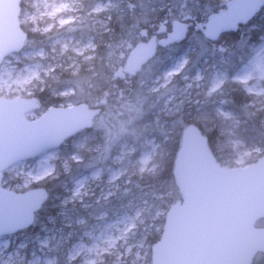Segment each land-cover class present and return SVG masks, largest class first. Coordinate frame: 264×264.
Returning a JSON list of instances; mask_svg holds the SVG:
<instances>
[{"label": "trees", "instance_id": "1", "mask_svg": "<svg viewBox=\"0 0 264 264\" xmlns=\"http://www.w3.org/2000/svg\"><path fill=\"white\" fill-rule=\"evenodd\" d=\"M27 1L21 2L20 20L27 9ZM82 1L83 18L60 28L42 32L33 30L32 24L21 21L27 40L18 54L41 48L50 52L54 40L58 37L74 36L85 41L93 36L98 57L105 55L109 44L117 43L120 45L121 56V51L128 49L129 44L147 41L153 36L161 37L163 34H155V30L161 24L167 23L171 28L174 19L186 16H189L190 21L196 18L199 21L206 20L209 14L218 12L224 7L221 0H115L120 3L115 10L88 14L100 0ZM128 1L132 7L129 6ZM182 7L185 12H180ZM143 30H147L148 36L141 34ZM263 37L264 7L250 20L242 23L236 31L224 34L217 41L219 51L217 50L215 54L209 49L214 42L206 38L200 30L166 45L159 39L161 43L156 53L148 60L142 71L132 78L135 80L132 85L125 84L119 77L112 81L116 86L112 91L116 95H119L122 89L124 96L128 97L132 104L142 105V112L134 121H129L127 112L118 116L119 121L115 120V123L120 124L122 130H119L114 137L127 138L136 145H134L136 150L138 147V153L143 138L155 136L164 146L161 150L166 155L161 157L162 163L154 172L135 170L124 174L119 178V187L111 196L102 197L97 194L78 201L71 199L73 178L94 166L106 167L111 163L118 146L109 142L108 129H97L94 126L69 137L61 147L54 176L33 184V187L42 186L48 191L47 200L35 213L33 224L12 235L18 241L23 239L32 241L23 250L24 253L30 255V250L36 245L37 239L50 231L54 238L49 244V249L51 255L57 257V264H76V261L71 262L68 259L69 246L83 237L84 233L97 222V217L101 213L113 217L123 213L134 201L145 202L142 221L137 228V239H145L152 248L161 238L165 216L155 222L152 217L162 209L167 213L172 204L182 200L174 175L175 160L182 144L184 130L191 124L200 128L221 165H225L226 160L233 157L229 143L231 138L240 140L246 147L260 146L264 151V123H262L264 108H260L258 98L254 94L247 93L242 85L229 79L220 88L211 91L213 65L226 70L230 78L249 59L250 47L259 44ZM56 49V52L48 55L46 61L65 66L72 63L74 57L72 51L60 55L59 47ZM187 49L189 52H186ZM183 54L188 57L183 69L167 85L151 91L149 84ZM82 58L83 56L79 57V63ZM205 59H208L207 62ZM92 64L95 71L112 75V70L103 66L102 62L93 60ZM198 70L202 71V79L195 82V88H190V95L187 94L188 91L185 95L184 89L188 81L185 77L194 76ZM69 71L61 67L56 69V74L64 79L69 75ZM143 82L147 83L143 84ZM56 91L57 86L52 84L43 92L35 93L40 104L36 114H42L51 106L68 105L71 102L65 100V96L54 95ZM169 97L172 98L171 101L164 106ZM219 106L234 114V119L239 121L238 124H233V118L227 119L219 114L217 111ZM118 110L117 103L113 113ZM80 142L85 143L83 149L79 150L82 159L72 162L71 155L78 151L75 147ZM110 151L111 156L108 157L107 153ZM65 160L68 161V167H65ZM7 172L3 174V185L13 189L15 182L8 180ZM102 185L109 186L106 176L103 177ZM14 190L26 191L24 188H14ZM161 191H166L167 195L161 197ZM257 226L264 227V218L257 222ZM151 253L152 249L147 257L148 264H152ZM113 260L112 257H106L100 264H116ZM122 264H128V261ZM252 264H264V252L258 253Z\"/></svg>", "mask_w": 264, "mask_h": 264}, {"label": "water", "instance_id": "2", "mask_svg": "<svg viewBox=\"0 0 264 264\" xmlns=\"http://www.w3.org/2000/svg\"><path fill=\"white\" fill-rule=\"evenodd\" d=\"M239 1H230L226 11L209 19L206 35L211 41L236 31L261 3ZM21 2L0 0V64L26 43ZM173 25L183 26L178 21ZM156 49V36L136 44L120 75L134 74ZM39 106L35 97L0 96V238L27 229L49 195L45 188L16 192L4 187L3 172L17 159L26 162L56 151L91 125L84 105L49 107L29 119ZM174 175L182 201L167 212L161 238L152 247V264H232L242 247L264 234V227L256 225L264 218V155L245 167L222 166L200 128L191 124L184 130ZM259 252L264 250L255 251L252 262Z\"/></svg>", "mask_w": 264, "mask_h": 264}, {"label": "rangeland", "instance_id": "3", "mask_svg": "<svg viewBox=\"0 0 264 264\" xmlns=\"http://www.w3.org/2000/svg\"><path fill=\"white\" fill-rule=\"evenodd\" d=\"M229 1L231 0H221L224 6ZM261 3L262 9L264 7V0H262ZM119 4L120 3L115 0H100L95 3L93 9H91L88 14L110 12L115 10ZM128 4L132 7L130 1H128ZM83 9L84 3L82 0H28L27 9L23 13L21 21L25 24H32L33 30L47 32L54 28H60L66 24L78 21L81 17L83 18L81 15ZM183 10L182 7L180 12H185ZM211 15L212 14H209L205 18L206 20L202 21L197 20V18L190 21L189 16L174 19L173 21H178L180 24H183V26L179 25L175 27L173 22H171L172 27L170 28L167 23L161 24L158 29L155 30V34H163L161 37L157 38L162 40L164 45L175 40H181L197 30L202 31L203 35L206 37V26ZM141 34L148 36L147 30L141 31ZM131 45L132 44H129L127 47L128 49L124 52L123 50L121 51L120 57L121 63L123 64L125 63ZM218 45L219 42H214L209 48L212 50V54H215L217 50L219 51ZM57 47H59L60 55L66 51H72L74 57L71 64H73V61L78 64L79 57L88 55L93 47L96 48V43L93 36H90L85 41L80 38L77 39L74 36L58 37L54 40L50 52H47V50L43 48L38 50H27L21 54L17 53L11 55L4 60L9 63H2V65L9 71L16 72L25 65H27L29 69L39 71L49 64H61L49 60L46 61L48 55L50 56L52 52H56ZM186 52H189V49H187ZM207 60L208 59H205L206 62ZM187 62L188 57L185 54L177 57L162 74L158 75L149 84V89L151 91H156L167 85L173 77L183 69ZM74 66L73 64V67ZM212 69L214 70V74L212 77L211 91L220 88L229 79L242 85L247 93L254 94V96L258 98L261 92L264 91V37L259 44L250 47L249 59L230 78L226 70L218 68L215 65H213ZM117 74L118 72L116 75ZM202 76V71L198 70L197 74L194 76L185 77V79L188 80L184 89L185 95L187 91V94L190 95V88H195V82L200 81ZM134 81V79L129 77L123 79V82L129 85H132ZM144 82L143 84L147 83ZM196 87L198 88V85ZM0 96L5 98H37L35 94L31 95L25 92H20L19 94L13 92H9L8 94L0 93ZM64 96H67V93H65ZM170 99L172 98L169 97L166 100L164 106H167L171 101ZM71 105L74 104L69 102L68 105L62 104L61 106ZM260 108H264V106L260 104ZM119 111H121L120 108ZM217 111L224 118H233V124H238L239 121L234 119V114L232 115L230 111L223 109L222 106H219ZM115 113H113L112 117H109L110 124L108 126L109 142L113 143L112 145L114 146H118L114 156H112L111 163L106 167L102 165L94 166L76 175L71 182V199L81 201L86 197L96 196L97 194L102 197L111 196L119 187V178L124 174L135 170L147 173L154 172L158 170L162 163L161 157L166 155L161 150V148L164 149V146L158 142L155 136H145L140 143L142 147L138 153V147L136 150V145L130 140L120 136H117V138L114 137L119 130H122L120 124L116 125L115 123V120L119 121ZM38 116L39 115L34 112L31 113L28 118L35 119ZM155 121H157V119ZM90 123L92 124L91 119ZM229 143L232 148L233 157L226 160L225 166H244L246 163L255 161L256 158L258 159L262 154L260 152L262 148L259 146L246 147L240 140L232 138ZM84 144L83 142L76 144L75 148L78 149V151H75L71 155L70 160H72V162H77L82 159L79 150L83 149ZM61 147L44 157L34 159L32 162H23L28 168L40 167L45 169L43 176L38 177L27 185L21 183L19 179L8 178L10 182H15L13 189H9L15 191L14 188H24L27 191L35 188H43L42 186L33 187V184L54 176L57 169L56 162L62 150ZM107 156H111V151L107 153ZM64 164L65 167H68L67 160H65ZM7 173L9 177L12 176L14 174L13 167L10 168ZM104 176H106L107 182L109 183L108 187L102 185ZM144 210L145 202L141 203L134 201L123 213H119L113 217H107L106 213H101L97 217V222L84 233L83 237L69 246V261H76V264H100L106 257H112L116 264L126 263L127 261L128 264H148L147 257L152 248L145 239H137V228L142 221ZM166 214L165 210H159L152 217V220L154 222L156 220H162L164 216L166 218ZM157 228H159V226ZM53 238L54 235H52L50 231H48L46 235L39 237L36 245L32 246L29 253L30 255H28V253H24L23 250H25L28 247V243L32 241L28 239L18 241L16 237L12 235L4 236L0 238V264H20L21 259L30 261L31 264H57V257L52 256L49 249V244Z\"/></svg>", "mask_w": 264, "mask_h": 264}, {"label": "clouds", "instance_id": "4", "mask_svg": "<svg viewBox=\"0 0 264 264\" xmlns=\"http://www.w3.org/2000/svg\"><path fill=\"white\" fill-rule=\"evenodd\" d=\"M108 51L104 56H97L96 48L93 47L88 55L83 57L81 63L75 65L69 64H49L39 71L29 69L27 65L19 71L12 72L0 64V93L8 94L9 92H25L34 95L37 91L43 92L45 88L51 87L52 84L57 86L54 95L65 96V100H70L77 105H84L88 108L92 124L97 129H108L110 124L109 117L113 116V109L119 104V108L124 111H117L116 116H122L127 112L129 121H134L142 112V105L132 104L128 97L124 96L123 90L116 95L112 88L116 87L112 81L117 79L116 73L124 68L121 63L120 45L109 44ZM63 55V53H61ZM93 60L102 62L103 66L112 70L109 76L104 72L94 70ZM9 63L4 61L3 64ZM87 65V66H85ZM63 67L69 71V75L61 79L56 74V69ZM127 76V74H126ZM51 81V83H49ZM264 106V91L258 96V101ZM264 123V120H262ZM210 131V129H209ZM14 174L9 179H19L21 183L27 185L42 177L45 169L40 167L28 168L22 160L17 159L13 163ZM163 188V183L161 185ZM161 197L167 195L166 191H161ZM257 250H264V234H258L254 243L242 247L236 254L232 264H252L251 257ZM20 264H31L30 261L21 259Z\"/></svg>", "mask_w": 264, "mask_h": 264}, {"label": "flooded vegetation", "instance_id": "5", "mask_svg": "<svg viewBox=\"0 0 264 264\" xmlns=\"http://www.w3.org/2000/svg\"><path fill=\"white\" fill-rule=\"evenodd\" d=\"M232 1V0H231ZM246 0H240L239 1V3L240 2H245ZM230 2V1H229ZM229 2H227L226 4H225V6L224 7H222V8H220V10L218 11V12H215V13H213L211 16H210V18L212 17V16H215V15H219V14H221V13H223L224 11H226L227 9H228V3ZM261 1H258V0H254V3L256 4V5H258V3H260ZM260 5V7H259V9L261 8V6H262V4L260 3L259 4ZM258 9V10H259ZM243 11H240L239 13H242ZM157 37V36H156ZM142 42V41H141ZM145 42H147V41H145ZM139 43V42H138ZM138 43H136V44H138ZM161 42H160V40L157 38V47H158V45L160 44ZM136 44H134V45H131V47H130V51H129V53H128V55H127V57H126V60H125V63L127 62V60L129 59V56H130V54H131V52H132V50H133V48L136 46ZM125 63H124V65H125ZM146 64H143L138 70H136L135 72H134V74H128V73H125L124 74V76H121L120 75V71H122L123 70V68L121 69V70H119L118 71V74H117V77H119L120 79H125L126 77H129V78H133L135 75H137L140 71H141V69L143 68V66H145ZM126 74H127V76H126Z\"/></svg>", "mask_w": 264, "mask_h": 264}]
</instances>
